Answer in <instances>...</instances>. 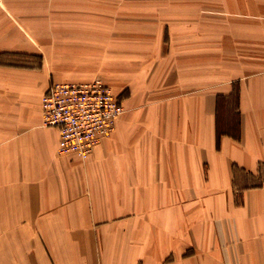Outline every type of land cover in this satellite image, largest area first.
Segmentation results:
<instances>
[{"label": "crops", "instance_id": "obj_1", "mask_svg": "<svg viewBox=\"0 0 264 264\" xmlns=\"http://www.w3.org/2000/svg\"><path fill=\"white\" fill-rule=\"evenodd\" d=\"M119 14L153 19L68 80L0 58V264H264V0ZM99 69L125 112L61 155L42 98Z\"/></svg>", "mask_w": 264, "mask_h": 264}, {"label": "rangeland", "instance_id": "obj_2", "mask_svg": "<svg viewBox=\"0 0 264 264\" xmlns=\"http://www.w3.org/2000/svg\"><path fill=\"white\" fill-rule=\"evenodd\" d=\"M163 3L164 0H0V58L37 62L50 73H57L59 80H68L70 74L87 69L91 61L115 56L114 49L99 39L100 35L109 36L108 42L115 43L116 33L126 31L133 21L136 25L153 19L125 17L119 12H131L133 7L153 10ZM75 14H86L89 25H82ZM101 24L107 31L101 32ZM143 40L149 41L147 36ZM95 78L105 81L101 69L90 80Z\"/></svg>", "mask_w": 264, "mask_h": 264}, {"label": "built area", "instance_id": "obj_3", "mask_svg": "<svg viewBox=\"0 0 264 264\" xmlns=\"http://www.w3.org/2000/svg\"><path fill=\"white\" fill-rule=\"evenodd\" d=\"M125 108L100 78L88 82H55L42 98L45 126L58 128V153L87 159L102 139L113 134Z\"/></svg>", "mask_w": 264, "mask_h": 264}]
</instances>
